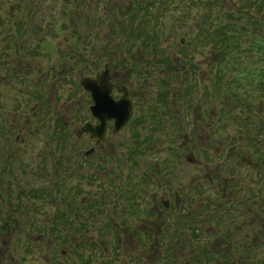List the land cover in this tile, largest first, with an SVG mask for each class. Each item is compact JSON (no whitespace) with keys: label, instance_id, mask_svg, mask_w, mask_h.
<instances>
[{"label":"flooded vegetation","instance_id":"obj_1","mask_svg":"<svg viewBox=\"0 0 264 264\" xmlns=\"http://www.w3.org/2000/svg\"><path fill=\"white\" fill-rule=\"evenodd\" d=\"M190 11L185 10V24L192 29V23H188ZM182 25L183 20L178 27L182 28ZM121 30L127 31L124 28ZM64 42L60 40L61 45ZM51 43L50 36L43 38L40 43L43 55H54L56 47H52ZM110 43L103 51L98 47L92 49L95 57L88 65L93 66V71L81 76L95 79L98 70L104 71L103 75L110 81L109 96L113 104L121 98L126 87L132 104V111L129 112L132 117L127 125H122V130L116 131L114 127L115 123L121 124L125 120L118 118L123 112L115 118L106 110L98 116H101L105 130L100 138L80 129L83 123L88 122L96 127L101 122L93 117L89 109L92 99L89 90L85 89L82 92L86 100L82 105L87 118L83 122L75 125L74 119L78 116L69 112L64 116L57 114L56 79L60 75L66 82L69 71L67 51L64 53V50L60 54L61 70L54 72L45 64L47 69L34 79L36 103L30 108L32 114H28L24 125H21L24 136L16 134L15 124H8V117L0 113V264H88V256L92 261L95 259L107 236L115 238V245H112L116 248L112 249L114 258L118 250L127 244H142L144 251L138 257H144V253L150 255L149 224L157 225L153 219L167 223L169 219L180 216V209L190 208L194 204L190 165L202 158L207 174H216L221 182V146L214 128L217 114L209 116V123L213 126L212 133H209L205 130L208 123L198 120L195 115L197 106L193 104L191 89H187L180 101L177 102L176 98L174 104L170 103L168 88L174 83L176 74L179 92L200 84L198 76L197 79L194 77L198 69L192 62L190 51L195 43L194 38L172 39L170 43L166 41L165 45L181 46L180 51L189 53L179 56L180 59L161 58L166 66L159 63L155 71L160 75L157 85L162 96L159 101L164 105H153L148 110L136 107L135 98L131 95L134 93L132 88L130 90L124 84L119 88L118 85L133 75L139 77L143 68L148 70L147 64L151 67V60H118L116 47ZM159 45V42L151 44ZM139 46L147 49L148 43H140ZM24 51L27 50L18 48L17 57L30 55ZM125 52L126 56L131 53ZM36 55L42 56L38 53L33 54L32 58ZM101 55L110 56L100 65L97 61ZM142 60L143 65L137 66ZM17 67L23 70L25 78L29 72L32 73L29 71L30 64L22 65L21 60L15 64L14 68ZM191 82L194 85H187L181 90L182 86ZM211 91L209 95L213 97V86ZM172 95L175 100L174 93ZM192 112L194 124L188 134L184 129L189 125ZM30 125L33 128L29 129ZM21 127L18 125L16 128L21 130ZM173 127L179 128L180 132L172 131ZM195 142L199 143L196 149ZM236 144L234 142L233 146ZM195 150L198 151L196 154L193 153ZM248 151L243 154V146L236 148L235 155L241 166L254 165L256 155L254 157L253 152ZM252 176L253 172L248 174L250 198L257 194L254 180L253 186L250 183ZM87 185L91 186L90 198L86 197ZM240 186L242 183L237 188ZM249 209L252 219L258 215V209H253L252 204ZM90 221L94 222V232L99 241H91L87 236ZM87 246L94 250L86 256ZM100 254L107 255L102 250Z\"/></svg>","mask_w":264,"mask_h":264},{"label":"rangeland","instance_id":"obj_2","mask_svg":"<svg viewBox=\"0 0 264 264\" xmlns=\"http://www.w3.org/2000/svg\"><path fill=\"white\" fill-rule=\"evenodd\" d=\"M112 1L114 2L113 4L111 3L110 6H106L109 5V2L107 3L106 0H0V113H2L3 117L5 115L8 117V124H15L16 134L25 135L21 125H24L25 117L28 114H32L30 108L36 103L34 94L37 90L33 85L36 75L47 69L45 64L52 68L54 72L61 70L59 67L62 64V57H60L61 50H64V53L67 51V63L68 67H70L68 78L70 79H67L65 82L60 75L56 79L54 88L56 111L58 115L64 116L69 112V114L78 116V118L74 119L75 125H79L87 117L86 109L82 105L86 100L85 96L80 88L74 87L73 82H75L77 76L93 71V66L88 65V62H91L95 57L92 55V49L98 47L103 51L104 47L108 46L109 41L112 42L110 43L111 46L116 47L118 60H151L149 62L151 67L148 64L146 65L148 70L143 68V72H141V75L139 74V77L133 75L120 81L119 88L121 84L128 86L130 90L132 88L134 93L131 95L135 98L137 108H146L148 110L153 105H164L159 101V96L162 92L159 85H157L160 75L155 71L156 67L159 63H163L161 60L162 56L167 55V57L171 58H179L180 55L181 57L185 56V53L180 52L174 44L165 45L166 41L170 43L174 36V30L170 32L173 29L171 25L175 22V18L181 10H192L194 22L195 20L197 21L200 19L199 12L201 8H198L199 4L188 5V0H170V3L166 1L161 2L160 0H141L146 5H151L148 10L152 13L164 12L155 24H153L152 18H149L150 24H146V22L142 25L139 24V26H142L140 27V31L150 36L147 41H143L142 36L138 40L139 44L148 43L147 51L144 48H140L141 46L136 44L137 42H132V35L135 30L139 29L137 28L139 27L138 25L133 23L130 26L131 22L128 21L129 23L126 28H129L127 31L121 30L123 26L121 22L128 20V18L121 19L119 13L129 7V10L131 9L132 12L128 15H136V5L134 3L136 0ZM200 1L198 0V2ZM239 1L241 2V0ZM105 3L107 4L105 5ZM237 4L236 0H225L224 2L218 0L213 5V8H207V13L212 21V25L210 23L211 32H213L212 30L216 25H229V23H233L235 27H239L240 24L247 23L246 26L249 29H246V33L242 32L239 41L235 42L238 45L237 50L233 49L231 45L224 47L215 45L216 43L211 39V34L203 40H198L193 44L190 51H192L193 55L192 62L197 65L198 69L194 77L197 79L198 76V79L202 80L203 84L195 88L186 87L187 85H194L191 82L182 86L181 90L186 88L179 92L176 82L178 75L176 74L175 81L168 88V92L171 100L170 103L174 104L176 98L177 102L180 101V97H185L187 89H191L194 94L193 104L197 106L195 115L198 120L208 123V125H205V130L209 133H212L213 129V126L209 123V116L217 114L214 128L215 134L220 140V152L228 149L229 146L227 145L233 142V140L238 139L240 135L243 136L245 144L243 146V154L250 150L248 152H253L252 155L255 157V154L264 145V85L261 84L264 81V75L262 74L264 66V7L259 13H255L253 8H245L244 11L242 10V14L239 8L241 6ZM227 14L231 15L232 20L236 18L238 20L230 21L229 17L226 16ZM244 17L247 18L249 23H245ZM13 26H21L20 30H17L18 34L16 33V35L12 30ZM118 31L120 34L117 33ZM151 34L158 36V42L160 43L158 47L160 48L159 50H165L164 55L154 52V46H151V44L155 39ZM46 36L51 37V46L56 47L55 53L52 56L43 55L40 48V43H42L43 38ZM20 40H23L24 43L20 44ZM60 40L65 41L63 45H61ZM176 40L178 41L179 37ZM16 46L26 49L27 51H24V53L30 55L18 58L19 52L18 48H15ZM125 51L131 53L126 56ZM38 53L42 56L36 55L32 58L33 54ZM110 53L113 58V50ZM109 56H98L97 62L101 65L103 60L108 61ZM19 60H21L22 65L30 64L29 71L33 74L29 72L25 78L23 70L20 67L14 68ZM144 60H142L141 64H137V66L143 65ZM180 62L183 63L182 60ZM163 64L166 66L165 63ZM187 64H190V62H187ZM217 68L222 71V80L220 77L217 78ZM227 81V86H223ZM211 86L214 89L213 97L209 95V92H212ZM172 93H174L175 100H173ZM181 93L183 96H181ZM70 94L71 96L68 98ZM17 104L18 108L16 109L18 110H13ZM78 104L79 106L76 108ZM70 107H72L71 110ZM199 112L200 115H198ZM192 124H194L193 112L189 116V125L184 129L186 133L189 134L190 128L193 127ZM18 125L21 127V130L16 128ZM31 128H33V125L29 126V129ZM176 130L180 132L179 128H172V131ZM177 145L178 142L174 145V148ZM198 146L199 143L195 142L194 149L198 148ZM120 150H123V148ZM197 152L195 150L193 153L196 154ZM148 155L151 156L150 153ZM229 156L227 162L221 166V182L218 181L216 174H207L208 171L203 166L202 158L190 165L194 204L190 208L180 209L181 220L185 223L191 224L190 218L186 215L187 209L190 211V214L192 212L195 215L196 212H193L194 208L204 201H226L228 192L223 189V180L225 178L235 179L233 185H237L248 178L247 174L253 172L252 178L250 177V183L253 186L254 180L255 186H259L264 190V167L258 169V173L260 174L258 178L255 174L257 168L255 170L254 165L260 163L259 160L254 158V161L252 160L254 165L251 163L249 166H239L238 158L232 153ZM259 177H262V182L260 183H258ZM243 185L247 184L244 182ZM85 187L87 189H85L87 191L86 197L90 198L89 188L91 186L87 185ZM261 195L262 193H258V200H260ZM221 206L227 207L224 203ZM228 209L233 208L228 206ZM198 212L200 214L198 218H200L204 212H207V209L201 207ZM262 217L264 218V213H261ZM238 218H240L239 210L236 211V216L232 221L236 224H242L243 222H240ZM226 219L229 221L231 218L226 217ZM209 223L212 224L210 221ZM93 224V221L88 223L87 236L91 238V241H99L96 237V232H94ZM164 224L168 223L164 222ZM162 226L163 223L159 220L155 229L151 231L154 235L151 238V242L155 241L156 246H159L161 249H153V244H150V255L144 253L146 259L143 256L138 257L140 254H143V251L139 245L134 244L122 246L118 250L117 257L114 258L112 245H115V238L107 236L105 239L106 243L100 246V250L97 251L95 259L90 264H167V262L169 264H204V260L199 259V257L191 260L190 255L196 253L197 248L200 246L206 248L204 247L206 245L204 243L205 239H203L204 233H201L198 239L194 237V241L190 243L191 245L189 243L186 245L189 236H193L192 233L188 235L189 227H186L185 231L187 233L182 230L183 239L178 242L179 246H183L181 251L175 250V247H173L171 250H167V253H164L168 241H163L165 237H163L161 232ZM262 227L264 230V226ZM263 230L262 228L259 230L258 227L257 231L261 237L260 241L256 245L247 246V250L250 249L251 252L249 255V262L251 264H263ZM241 231L242 233L248 232V229H242ZM185 240L187 242H184ZM102 249H105L107 255L101 256L100 251ZM92 250L94 249L91 246H87L86 256ZM203 250L208 253L215 252L212 248ZM202 251H199V253L204 252ZM236 252L240 253V250L237 249ZM226 261L227 258L222 263L225 264Z\"/></svg>","mask_w":264,"mask_h":264},{"label":"trees","instance_id":"obj_3","mask_svg":"<svg viewBox=\"0 0 264 264\" xmlns=\"http://www.w3.org/2000/svg\"><path fill=\"white\" fill-rule=\"evenodd\" d=\"M264 3H256V4H245V5H241L243 7L245 6H255V13H259L262 8L264 7L263 5ZM230 28L229 31H227V28ZM225 30L224 32L222 31H216L217 36L221 39L218 43H216L215 45L217 46H222V44L225 45L226 42H229V45H231V47L233 49H237L238 45L236 43H233L234 41V37L236 38V35L239 33L241 34L242 32H244L243 30H241L239 27H234V26H228L226 25V27H224ZM235 42V41H234ZM262 74L264 75V67L262 68ZM222 75L221 72L218 73V76ZM262 85H264V81L261 82ZM241 244L242 249L240 250V253H237L236 250L234 252H231V259L229 261L228 264H251L249 262V260L247 259H243L244 256H249L250 252L247 250V245L246 242L244 241V239H241V241L238 243ZM212 254V255H211ZM197 259V257H195ZM227 258L226 253L222 254V253H218V252H214V253H204L201 254L199 256V259L204 260V264H223L222 262ZM242 261H244L242 263ZM263 264H264V258H263ZM226 264V263H225Z\"/></svg>","mask_w":264,"mask_h":264},{"label":"water","instance_id":"obj_4","mask_svg":"<svg viewBox=\"0 0 264 264\" xmlns=\"http://www.w3.org/2000/svg\"><path fill=\"white\" fill-rule=\"evenodd\" d=\"M82 84L85 85L86 88H90L92 92V97L94 98L95 105L91 107L93 111V115H95L97 118L100 119L99 113L103 110H106V112L111 113L112 117L117 118L116 116L120 113L123 112V114L118 117L119 119H129V116L131 115L130 110V102H127V97L125 95L122 96L120 102L113 104L111 98L109 97V92H110V86L106 83L105 77H102L100 79V85L97 86L95 82L93 81H85V80H80ZM127 111V114L125 113ZM109 116L108 118H110ZM103 121V120H102ZM124 124V121L122 122ZM121 123V124H122ZM120 123H115V127L119 128L122 126ZM87 129V128H86ZM104 129L102 125H100L97 130H102ZM94 134V132H93Z\"/></svg>","mask_w":264,"mask_h":264}]
</instances>
